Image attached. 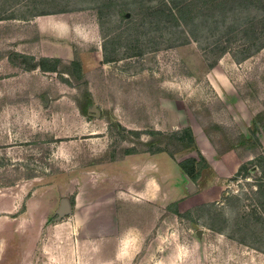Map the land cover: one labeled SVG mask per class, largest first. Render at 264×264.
Listing matches in <instances>:
<instances>
[{
	"label": "rangeland",
	"instance_id": "1",
	"mask_svg": "<svg viewBox=\"0 0 264 264\" xmlns=\"http://www.w3.org/2000/svg\"><path fill=\"white\" fill-rule=\"evenodd\" d=\"M126 2L0 0V264L47 261L38 237L25 244L14 234L30 226L22 216L31 218L36 234L40 224L56 221L61 200L72 197L73 212L65 218L76 219L79 230L64 242L50 240L55 227L42 230L50 258L58 254L76 264L77 250L73 258L55 246L75 249L90 213L101 210L98 226L111 217L126 221L127 257L120 260L116 252L117 236L108 249L114 262L264 264V165L257 162L250 176L236 178L233 164L250 158L242 150L222 158L225 138L247 134L250 116L264 109L261 14L254 8L244 13L253 21L248 28L255 23L260 30L257 44L240 33L232 53L219 58L212 45L176 41L178 32L151 21L152 3ZM130 10L131 19L124 15ZM37 19L68 33L58 40L40 34ZM225 31L218 38L226 40ZM245 53L251 56L238 61ZM45 57L59 60L49 62L59 64L57 71H44ZM85 92L93 99L87 115L80 108ZM188 126L210 162L193 190L176 160L196 152L173 160L150 151ZM128 149L135 153L127 155ZM123 159L128 179L116 165ZM150 177L159 184L151 187ZM125 195L128 202L118 203ZM80 246L81 262L88 261Z\"/></svg>",
	"mask_w": 264,
	"mask_h": 264
},
{
	"label": "trees",
	"instance_id": "2",
	"mask_svg": "<svg viewBox=\"0 0 264 264\" xmlns=\"http://www.w3.org/2000/svg\"><path fill=\"white\" fill-rule=\"evenodd\" d=\"M139 1V2H138ZM152 3V12L149 14L151 21H157L158 26L162 28L174 29L173 34H177V40L182 38L185 42L191 40L197 42L201 47L205 44L212 45L211 51L218 50V57H222L226 53H232L231 45L240 38V33L245 37H251L254 40L253 44H257V38L259 37L258 26L254 23L249 27L248 23H253L244 16V13L254 8L258 11L261 20H264V0H127V5L146 2ZM99 14L102 15L103 9L97 8ZM129 11V10H127ZM133 11L125 12V17L133 18ZM258 16V17H260ZM249 20V21H248ZM259 20V22H262ZM247 21V22H246ZM227 36L226 40L218 38V32L222 29ZM228 37V35H230ZM250 35V36H249ZM238 39V40H239ZM181 44L176 42V45ZM243 44V43H242ZM264 47V42L259 45V48ZM250 53H245L243 56L237 58L241 61L251 56ZM234 55V54H233ZM235 56V55H234ZM50 61L54 60L49 57L42 58L40 66L44 71H57L59 64H50ZM73 64L79 67L81 66L78 61H74ZM86 103L82 105L81 111L84 115L88 113V107L93 104V99L90 92H85ZM117 125V124H116ZM264 131V109L258 111L251 122L248 133L238 132L234 139L225 138L227 140L226 148L222 150V153H226L231 150L243 151L244 157L250 159L243 162L237 172L236 178L239 176H250L249 166H258L257 162H262L264 165V153L262 150L261 135ZM163 136L160 132H153ZM168 139V138H167ZM153 153H167L173 160H176V155L182 152L193 153L194 155L187 156L186 158L177 161V164L183 174L187 175L194 183L198 181L204 169L210 166L208 158L201 152L198 146L197 139L193 132L192 127L188 126L183 130H176L169 136V143L167 146H160L150 150ZM125 153H135L131 149L125 151ZM264 186V184L259 185ZM260 189V188H259ZM72 206L75 204V197L70 199ZM173 211L179 214L178 208H174ZM181 215V214H180Z\"/></svg>",
	"mask_w": 264,
	"mask_h": 264
},
{
	"label": "crops",
	"instance_id": "3",
	"mask_svg": "<svg viewBox=\"0 0 264 264\" xmlns=\"http://www.w3.org/2000/svg\"><path fill=\"white\" fill-rule=\"evenodd\" d=\"M34 21L36 22V25H37V28H38L40 34H45V32L46 33L51 32L56 40H58L59 37L64 36V34L68 33L66 27L61 28V27H59V25L57 26L56 22L53 25H51V26H53L51 28V26L44 25L43 22H41L42 19L41 20L37 19ZM49 29H50V31H48ZM76 32L79 35L83 34V31L80 29L76 30ZM44 55H48V54H44ZM250 117L251 118L249 120L248 128L251 126L253 116H250ZM247 131H248V129H247ZM263 134H264V131H263ZM262 137L263 136H261V140H262ZM262 142L264 144V141H262ZM230 155H232L235 158L238 156L237 152L231 150V151L226 152L222 156V158H226V156H230ZM121 162H123V163H121ZM125 162H126V159L125 160L123 159V160H120L117 162L119 164H116V163H114V164H116L118 166V169H120L119 171H120L121 176H125V178L128 179V177H126V175H127L126 165L124 166ZM240 163H241V158L236 163L233 164V171H237ZM123 166H124V168H123ZM150 178H148V179H150ZM121 181L123 182V180H121ZM149 181H150L151 187H154V185H156V183L159 184L155 177H153V179L151 178V180H149ZM130 183H132V182L127 181V184H130ZM147 188H148V186H147ZM133 189H135L136 191H139L138 189H136L134 187H133ZM139 192L143 193V191H139ZM128 200H129L128 195L120 196V198H118V201H119L118 203H122V204L125 203L126 204V202H128ZM116 202H117V200H116ZM150 202H152V201L148 200V203H150ZM141 207H143V204ZM99 212L97 213L94 210L93 213L92 212L90 213V215L88 217L87 224H86V226H84V227H86V230H87L86 233L87 234L83 238L82 242L78 241L76 243L75 249L72 246L70 248L60 250L57 247L60 245H56L55 246L56 251H63V252L64 251H68V252L70 251L72 253V257H73L74 251L76 252V250H77V257L76 258L78 259V262H76V264H82V262H85V261L87 262V264H126V262L125 263L114 262L113 258L110 257L111 252L113 251V246H112L113 242L112 241H113V239H116V241H117V236H119L118 237L119 243H118V245L117 244L115 245L116 252H119L120 260L123 258V256H124V258L127 257L126 254L123 255V253L126 251L125 248L127 245V242H125V240H126L125 236H127V234H126L127 233L126 221H123L124 223H122L120 221V219L117 220L116 217L114 219H112V217H111L110 218L111 221L109 222V224L107 226H100V225L98 226V225H96V222H95L96 221L95 216H98ZM22 217H23V221H27V224H26V222H22V223L26 224L27 226L28 225H30V226H28V228H24V231L22 233L19 230L20 235L15 233L14 236L17 238H20V239L21 238L24 239L25 244L27 242L31 243L33 237H38L39 243L42 244V249H43L44 253H46V257H47L46 258L47 261H45V262L41 261L38 264H64V262H69L68 264H75V262L69 261L68 257L60 258L58 254H52V256L50 258L47 255V253L49 252V250L52 249V247H49V246H51L50 241L46 237H44L42 230H44V229L49 230V229H53L55 227L54 228L55 230L53 231L55 238L49 237V236L48 237L52 241L55 239V240H60L61 242H64L66 239V236H69V234H70L71 238H73L72 235L74 236V233L78 232L79 223L77 222L76 219L70 220V218H63L62 220H56L50 224H46V222H45L44 224H40L39 230L37 229L36 234H33L34 230H35V227H34L35 224L33 226H31V224H30L31 218H25L24 216H22ZM22 225L23 224H21V226ZM26 225H25V227H26ZM62 225H66L65 228H67V229L62 231V232H61V230L56 229L57 227H60ZM32 227L34 229H32ZM74 230H75V232H74ZM48 234H49V232H48ZM113 235H115V237H113ZM43 240H45V242H43ZM56 244H58V241H56ZM81 244L85 246L83 252L86 251V256L88 257V261L83 259V261L81 262V259H80V252H81V246L80 245ZM62 245H63V243H62ZM109 248H111L112 251L108 252ZM26 249H28V248H26ZM48 259H50L51 261L48 262ZM11 264H37V262H20L19 259H16L14 262H11Z\"/></svg>",
	"mask_w": 264,
	"mask_h": 264
},
{
	"label": "water",
	"instance_id": "4",
	"mask_svg": "<svg viewBox=\"0 0 264 264\" xmlns=\"http://www.w3.org/2000/svg\"><path fill=\"white\" fill-rule=\"evenodd\" d=\"M93 110L97 111L98 116H100V111L98 109L93 108ZM185 179L187 180V186L189 190H193L195 187L194 182L184 174ZM73 212V206L71 204V201L69 198H63L60 202V206L56 211V217L55 220H62L63 218L71 215ZM203 234V230L199 229L198 230V235L201 237Z\"/></svg>",
	"mask_w": 264,
	"mask_h": 264
}]
</instances>
